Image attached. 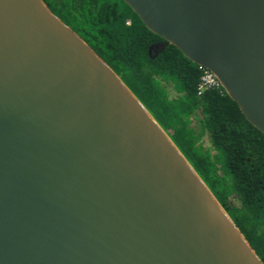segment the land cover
I'll list each match as a JSON object with an SVG mask.
<instances>
[{"label": "water", "instance_id": "obj_1", "mask_svg": "<svg viewBox=\"0 0 264 264\" xmlns=\"http://www.w3.org/2000/svg\"><path fill=\"white\" fill-rule=\"evenodd\" d=\"M264 134V0H122ZM0 264H263L166 133L43 0H0Z\"/></svg>", "mask_w": 264, "mask_h": 264}, {"label": "trees", "instance_id": "obj_2", "mask_svg": "<svg viewBox=\"0 0 264 264\" xmlns=\"http://www.w3.org/2000/svg\"><path fill=\"white\" fill-rule=\"evenodd\" d=\"M43 2L144 106L264 264V134L226 92L198 95L200 70L175 46L150 52L165 41L122 0Z\"/></svg>", "mask_w": 264, "mask_h": 264}, {"label": "built area", "instance_id": "obj_3", "mask_svg": "<svg viewBox=\"0 0 264 264\" xmlns=\"http://www.w3.org/2000/svg\"><path fill=\"white\" fill-rule=\"evenodd\" d=\"M129 22H127V25ZM200 70V79L196 87V91L198 95H201L203 92L207 90L218 91L219 93L225 92L222 83L216 77V75L206 68L199 67Z\"/></svg>", "mask_w": 264, "mask_h": 264}, {"label": "rangeland", "instance_id": "obj_4", "mask_svg": "<svg viewBox=\"0 0 264 264\" xmlns=\"http://www.w3.org/2000/svg\"><path fill=\"white\" fill-rule=\"evenodd\" d=\"M203 143L205 147H209L210 146L209 138L208 137L204 138Z\"/></svg>", "mask_w": 264, "mask_h": 264}, {"label": "bare ground", "instance_id": "obj_5", "mask_svg": "<svg viewBox=\"0 0 264 264\" xmlns=\"http://www.w3.org/2000/svg\"><path fill=\"white\" fill-rule=\"evenodd\" d=\"M217 77V76H216ZM200 79V78H199ZM226 92V91H225Z\"/></svg>", "mask_w": 264, "mask_h": 264}, {"label": "flooded vegetation", "instance_id": "obj_6", "mask_svg": "<svg viewBox=\"0 0 264 264\" xmlns=\"http://www.w3.org/2000/svg\"><path fill=\"white\" fill-rule=\"evenodd\" d=\"M160 44V43H159Z\"/></svg>", "mask_w": 264, "mask_h": 264}]
</instances>
